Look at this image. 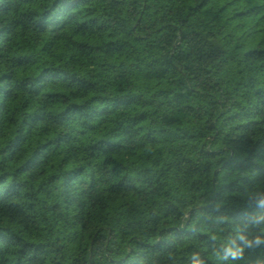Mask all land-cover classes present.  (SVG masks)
<instances>
[{
  "label": "trees",
  "instance_id": "obj_1",
  "mask_svg": "<svg viewBox=\"0 0 264 264\" xmlns=\"http://www.w3.org/2000/svg\"><path fill=\"white\" fill-rule=\"evenodd\" d=\"M0 264H264V0H0Z\"/></svg>",
  "mask_w": 264,
  "mask_h": 264
}]
</instances>
